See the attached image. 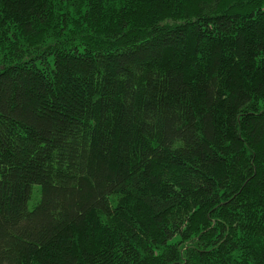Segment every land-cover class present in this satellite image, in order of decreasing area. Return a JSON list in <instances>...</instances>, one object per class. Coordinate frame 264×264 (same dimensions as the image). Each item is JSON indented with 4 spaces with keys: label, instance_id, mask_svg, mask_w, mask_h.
<instances>
[{
    "label": "trees",
    "instance_id": "obj_1",
    "mask_svg": "<svg viewBox=\"0 0 264 264\" xmlns=\"http://www.w3.org/2000/svg\"><path fill=\"white\" fill-rule=\"evenodd\" d=\"M0 264H264V0H0Z\"/></svg>",
    "mask_w": 264,
    "mask_h": 264
},
{
    "label": "rangeland",
    "instance_id": "obj_2",
    "mask_svg": "<svg viewBox=\"0 0 264 264\" xmlns=\"http://www.w3.org/2000/svg\"><path fill=\"white\" fill-rule=\"evenodd\" d=\"M33 201H34V203H36V200H37V196L36 195H34V197H33ZM31 205V204H30Z\"/></svg>",
    "mask_w": 264,
    "mask_h": 264
}]
</instances>
